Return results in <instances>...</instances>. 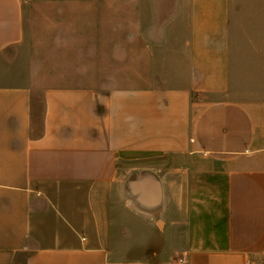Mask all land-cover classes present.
Wrapping results in <instances>:
<instances>
[{"label": "crops", "instance_id": "obj_1", "mask_svg": "<svg viewBox=\"0 0 264 264\" xmlns=\"http://www.w3.org/2000/svg\"><path fill=\"white\" fill-rule=\"evenodd\" d=\"M234 1L0 0V264H264V0Z\"/></svg>", "mask_w": 264, "mask_h": 264}, {"label": "rangeland", "instance_id": "obj_2", "mask_svg": "<svg viewBox=\"0 0 264 264\" xmlns=\"http://www.w3.org/2000/svg\"><path fill=\"white\" fill-rule=\"evenodd\" d=\"M262 2H263V0H262ZM262 2H261V0H237V1H234L233 10L235 11L234 17H235L236 24H237V19H236L237 14L239 15L240 20H242L246 10H254L255 11L256 9H261V6L259 7V5ZM237 11H238V13H237ZM262 12L264 14V8H263Z\"/></svg>", "mask_w": 264, "mask_h": 264}, {"label": "built area", "instance_id": "obj_3", "mask_svg": "<svg viewBox=\"0 0 264 264\" xmlns=\"http://www.w3.org/2000/svg\"><path fill=\"white\" fill-rule=\"evenodd\" d=\"M180 261H182V259H180Z\"/></svg>", "mask_w": 264, "mask_h": 264}]
</instances>
